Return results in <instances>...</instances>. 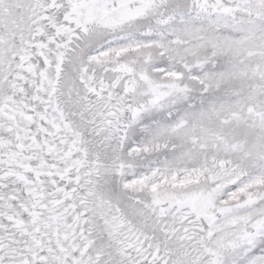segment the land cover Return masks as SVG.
Here are the masks:
<instances>
[{"label":"snow or ice","instance_id":"1","mask_svg":"<svg viewBox=\"0 0 264 264\" xmlns=\"http://www.w3.org/2000/svg\"><path fill=\"white\" fill-rule=\"evenodd\" d=\"M0 264H264V0H0Z\"/></svg>","mask_w":264,"mask_h":264}]
</instances>
